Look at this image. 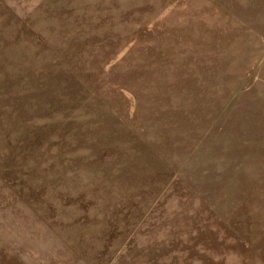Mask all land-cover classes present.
Wrapping results in <instances>:
<instances>
[{
    "label": "crops",
    "instance_id": "crops-1",
    "mask_svg": "<svg viewBox=\"0 0 264 264\" xmlns=\"http://www.w3.org/2000/svg\"><path fill=\"white\" fill-rule=\"evenodd\" d=\"M20 81L122 161L2 188L0 264L264 254V0H0V93Z\"/></svg>",
    "mask_w": 264,
    "mask_h": 264
},
{
    "label": "rangeland",
    "instance_id": "rangeland-1",
    "mask_svg": "<svg viewBox=\"0 0 264 264\" xmlns=\"http://www.w3.org/2000/svg\"><path fill=\"white\" fill-rule=\"evenodd\" d=\"M30 96V102L24 101L21 81L14 92L0 93V205L8 202V196L1 195L2 188L8 192L25 184L30 189L20 191L27 192L37 191L40 181L118 179L116 170L122 159L104 156L102 153L111 150H98V142H88L87 126L71 124L70 109L55 102L53 94L48 93L45 102H40L38 93ZM103 168L109 172L104 173ZM238 254L234 264H264L262 253L254 254L256 259L248 263L242 262L243 252ZM128 255L134 258L135 254ZM194 257L192 262H197ZM180 260L185 264L184 258Z\"/></svg>",
    "mask_w": 264,
    "mask_h": 264
}]
</instances>
